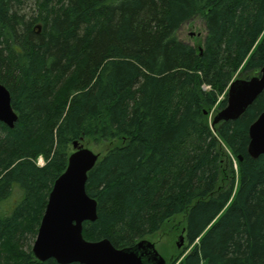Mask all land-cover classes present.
I'll return each mask as SVG.
<instances>
[{
	"label": "trees",
	"instance_id": "obj_1",
	"mask_svg": "<svg viewBox=\"0 0 264 264\" xmlns=\"http://www.w3.org/2000/svg\"><path fill=\"white\" fill-rule=\"evenodd\" d=\"M27 1L0 0V84L17 115L0 122V264H58L31 247L74 141L98 155L86 241L132 248L183 215L190 249L170 264H264V155L247 153L264 91L209 122L234 75L264 67V0H34L24 13ZM198 17L199 50L179 37Z\"/></svg>",
	"mask_w": 264,
	"mask_h": 264
},
{
	"label": "water",
	"instance_id": "obj_2",
	"mask_svg": "<svg viewBox=\"0 0 264 264\" xmlns=\"http://www.w3.org/2000/svg\"><path fill=\"white\" fill-rule=\"evenodd\" d=\"M264 91V67L248 80L232 81L226 94V106L213 118L235 121ZM17 115L11 107L8 90L0 84V122L13 128ZM247 153L257 159L264 155V111L249 126ZM73 152L65 171L55 180L48 195L31 252L36 260L49 259L58 264H166L154 244L140 241L132 248L117 249L110 241H86L82 236L83 223L97 218V202L86 193L87 174L95 166L98 155L72 143ZM184 241L179 236V248Z\"/></svg>",
	"mask_w": 264,
	"mask_h": 264
},
{
	"label": "rangeland",
	"instance_id": "obj_3",
	"mask_svg": "<svg viewBox=\"0 0 264 264\" xmlns=\"http://www.w3.org/2000/svg\"><path fill=\"white\" fill-rule=\"evenodd\" d=\"M34 0H29L26 3V6H24V9L22 12L24 13H31V11L34 9ZM206 34L205 25L203 20L198 17L194 20L185 23L180 31H179V37L180 39L195 47L197 50L201 49L204 42V37ZM264 31L261 36H263ZM241 72H237L233 79H243ZM244 76V75H243ZM206 90H210V88H205ZM205 91V90H204ZM226 89L224 93L219 96L218 100L223 99V95H225ZM219 102V101H218ZM219 111L218 108H212L209 115V122H211L214 118V116ZM79 145H82L83 148H87L90 151H92L94 154H96L90 146L85 144L84 142L79 141ZM72 150V147H71ZM43 163V159H38L37 164L41 165ZM19 200V196L16 194V192H13V195L9 198V200L4 203L3 208L9 209L11 208L17 201ZM184 227V216H176L175 218L171 219L170 221H167L163 227L152 237H150L148 241L152 244H154L156 251L159 253V255L166 261V264H170L173 259H175L180 253L182 252H188L189 247H187L186 242L183 241L182 245L177 248L176 244L179 243V232H181L182 228Z\"/></svg>",
	"mask_w": 264,
	"mask_h": 264
},
{
	"label": "bare ground",
	"instance_id": "obj_4",
	"mask_svg": "<svg viewBox=\"0 0 264 264\" xmlns=\"http://www.w3.org/2000/svg\"><path fill=\"white\" fill-rule=\"evenodd\" d=\"M43 163H44V161H43ZM36 164H37V160H36ZM38 166V165H37ZM39 167H41V166H39Z\"/></svg>",
	"mask_w": 264,
	"mask_h": 264
},
{
	"label": "built area",
	"instance_id": "obj_5",
	"mask_svg": "<svg viewBox=\"0 0 264 264\" xmlns=\"http://www.w3.org/2000/svg\"><path fill=\"white\" fill-rule=\"evenodd\" d=\"M206 87H204V89H205Z\"/></svg>",
	"mask_w": 264,
	"mask_h": 264
}]
</instances>
